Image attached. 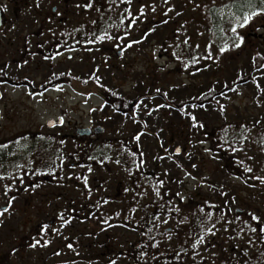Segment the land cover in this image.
Segmentation results:
<instances>
[{"label":"flooded vegetation","instance_id":"flooded-vegetation-1","mask_svg":"<svg viewBox=\"0 0 264 264\" xmlns=\"http://www.w3.org/2000/svg\"><path fill=\"white\" fill-rule=\"evenodd\" d=\"M83 3L84 0H0V145L6 146L0 147V175L5 177L0 180V210L8 206L9 199L16 197L9 211L0 216V264H7L6 253L34 255V263L27 258L20 264H51L49 256L54 257L57 252L64 255V264H91L88 260L94 257L97 261L104 244L109 249L116 248L130 255L122 264H135L137 248L147 254L145 264H200L201 259L220 258L224 254L243 256L242 250L248 245L247 233L255 242L256 264H259V239L249 231L248 224L254 225V222L247 215L259 216V199H244V206L236 208L234 215L230 212L237 200H152L149 195L151 184L157 177V171L150 172L152 155L142 151L141 147L128 150L126 145H123L126 150L115 151L119 142L143 143L142 137L146 134L157 137L147 132V124L136 115L137 111L142 112L138 104L158 97V93H144L131 102L129 108L119 111L114 109L111 101H126V96L111 91L105 94L102 90L92 93L99 95L108 105L106 115L129 116L132 122L143 126V130L123 139L111 133L113 127L108 125L102 127L93 122L87 125L84 111L83 118L79 115V119H70L62 115L58 118L63 117V123L58 118L52 119L55 123L51 126H48V120L46 133L40 135L41 130H37V136L28 138L29 144L20 149L16 157L8 155L13 141L9 138L17 136V133L9 134L8 128L16 127L19 121L17 103L8 100V88L12 89L11 92L27 88L28 93L36 91L38 95L49 91L65 93L72 79L81 84L73 90L85 100L89 94L86 87L88 31L135 26L134 16L129 15L131 8H126L130 3L95 0L90 10L76 6ZM117 5L125 7L128 16L123 11L115 13ZM97 8L99 11L95 10ZM122 39L107 40V43H115L114 47L124 44L122 49H127L130 40L124 42ZM99 43L102 46L105 41ZM101 49L103 47L96 49L98 56L105 57ZM75 54L83 61L79 76L71 72L70 67L56 71V65H64ZM46 56L51 58L45 59ZM48 62L50 64L43 71V65ZM40 76L44 78L41 83L34 79ZM160 95L161 102L156 108L162 109L169 103L164 94ZM137 136L139 140L135 139ZM109 148L112 150L106 151ZM84 177H87V187ZM162 180L160 177L158 183ZM6 184L11 187L7 195ZM248 204L255 208L251 209ZM199 207H203L205 213L213 212L211 221L198 219L204 216L198 211ZM62 212L71 218L70 224L61 225L59 214ZM238 215L240 219H236ZM216 217L223 219V226L230 225L231 232L215 227V235L204 232L206 243L193 249L191 244L202 231L200 224L211 227L216 223ZM165 220L167 223L162 222ZM43 224L49 225L47 234L41 231ZM53 228H59L60 233L52 231ZM115 233L122 236L115 238ZM36 239L41 240V245L45 241L50 243L30 247ZM233 241L241 244V248L236 244L232 247ZM69 243L73 248L67 247ZM107 260L109 264L113 258L109 256Z\"/></svg>","mask_w":264,"mask_h":264},{"label":"rangeland","instance_id":"rangeland-1","mask_svg":"<svg viewBox=\"0 0 264 264\" xmlns=\"http://www.w3.org/2000/svg\"><path fill=\"white\" fill-rule=\"evenodd\" d=\"M239 2L167 0L165 3L164 0H130L126 8H131L135 26L127 29L120 27L118 36L124 42L130 40L129 47L122 49L124 44L114 47L115 43H112L108 49H101L105 57L96 55L92 50L94 48H89L87 99L83 100L84 97L73 90L81 84L78 85L72 79L65 93L49 91L38 95L36 91L28 93L27 88L13 92L8 88V100L17 103L19 119L16 127L8 128L9 134L17 133L16 137L9 138L13 141L8 155L16 157L19 150L29 144L28 138L37 136L39 129L40 135L46 133V122L62 115L79 119V115L83 118L82 113L86 111L87 125L92 122L102 127L108 125L113 127L111 133L122 139L143 130V126L132 122L129 116L106 115L108 105L99 95L92 94L98 90L105 94L117 92L132 103L144 93H158V97L164 94L170 103L167 107L156 108L161 100L155 97L141 101L138 105L142 112L137 111L136 115L147 124V132L157 137L146 134L142 137L143 143H124L128 150L141 147L142 151L154 154L149 159L152 162L150 172L157 171L155 184L151 186L149 194L151 199H180L175 195L177 192L185 198V202L199 199L231 200L234 197L237 201L231 208L232 215L236 208L244 206V199H259V216L264 220V186L252 178L264 176V153L261 152L264 149V70L255 74L252 82L244 81L252 70L253 56L259 53V58L264 59V15L254 17L247 26L237 29L244 37V43L239 48L233 47L235 35L231 28L235 24L234 16L242 15L236 11L241 9ZM141 7L143 14L140 12ZM117 11L127 14L125 7L120 5H117L115 13ZM225 44L229 45V49L220 53L219 48ZM209 51L213 59L206 58ZM49 64L43 65V71ZM186 64L188 67H185ZM69 67L76 75L81 74L83 61L78 54L64 65H56V71ZM34 79L41 83L44 78L40 76ZM214 90L217 93L220 91L214 103L202 107L189 105L191 101H199ZM192 116H195V121ZM199 124L203 127H199ZM241 134L246 139H242ZM177 147L182 148V154L175 155ZM233 148L237 150L233 151ZM241 161L245 163L242 167ZM245 166L251 167L252 172H244ZM160 177L163 179L162 186L158 183ZM156 189H159V196L156 195ZM221 192L227 195L222 196ZM214 220L215 227L231 232L230 225L223 226V219L216 217ZM237 233V237H240V233ZM115 235V238L122 236ZM250 236L247 233L246 244ZM244 237L245 233L243 243ZM258 243L259 261H262L260 253L264 252V241L259 239ZM235 244L241 248V244L234 241L232 247ZM245 249L252 257L251 262H257L256 245H247ZM4 255L7 264H20L22 259L27 258L35 262L34 255ZM53 256H49L51 264H64L62 253L57 252ZM109 256L113 258L110 262L115 261V264H122L130 257L104 244L98 252V260L93 257L88 263L108 264ZM235 260L243 263L242 255L235 256Z\"/></svg>","mask_w":264,"mask_h":264},{"label":"snow or ice","instance_id":"snow-or-ice-1","mask_svg":"<svg viewBox=\"0 0 264 264\" xmlns=\"http://www.w3.org/2000/svg\"><path fill=\"white\" fill-rule=\"evenodd\" d=\"M123 2L130 3V0H123ZM164 2L167 3V0H164ZM94 3H95V0H84L83 4H77L76 6L78 8H83L85 10H90V9H93ZM239 7L246 8L248 10L244 11L242 13V15H240V16H234L235 24L231 28V32L235 35V41H234V43L232 45L235 48L241 47L242 44L244 43V37L239 34L237 29L247 26L253 20L254 17L259 16V15H264V0H244L243 4L240 5ZM95 10L99 11L98 8L95 9ZM140 12H141V14H143V7H141ZM129 15H131V13H129ZM92 23L95 24L96 22L92 21ZM113 39H115V38L110 36L107 32H103L101 35H98V36L95 37V41H104V40H113ZM95 41L89 40L88 43H93ZM228 49H229V45L225 44L223 47L219 48V52L223 53V52L227 51ZM57 55H59V53H57ZM257 55H259V53H257ZM44 58L45 59H50L51 57H47L46 56ZM206 58L207 59H213L212 54H211L210 51L206 54ZM177 59H179V57H177ZM195 62L196 61H194V63ZM25 63H27V61H25ZM185 67H188V65L186 64ZM261 67H264V64H262ZM241 79H242V77H241ZM257 87H259V84L257 85ZM262 90H264V89H262ZM157 91H159V89H157ZM202 106L203 105H201V107ZM221 111H223V106H221ZM191 118H192L193 121H195V119H196L195 116H192ZM58 120H59L60 123H63V117L58 118ZM257 123H258V121H257ZM194 126H196V125L194 124ZM199 127H203V125L199 124ZM241 138L242 139H246V137H244L243 134H241ZM135 139L139 140V136L135 137ZM0 147H6V146L0 145ZM236 150L237 149L233 148V151H236ZM179 151H180V149L177 148L176 152L179 153ZM205 151H209V149H205ZM131 155L135 156L136 153H132ZM141 155H143V153H141ZM249 159H251V157H249ZM102 162L103 161H101V163ZM116 163H119V161H116ZM142 163H143V161H141V164ZM240 163L243 164V161H241ZM137 167H139V165ZM192 167H195V165H192ZM88 170L91 171V168L89 167ZM243 170H244V172H252V168L249 167V166H245ZM252 178L253 179H257L262 184H264V176H256V177H252ZM3 179H5V177L0 175V180H3ZM83 179H84L85 186L87 187V177H84ZM193 179H195V178L193 177ZM237 179H239V177H237ZM21 182H22V179H21ZM160 184L162 186L163 185V181H160ZM36 187H38V185H36ZM4 190H5V195H7V193L11 190L10 185H7V184L4 185ZM24 190L27 191V189H24ZM156 195L157 196L160 195L159 189H156ZM175 195L177 197H179L181 200L185 199L179 192L175 193ZM220 195L226 196L227 193L221 192ZM15 198L16 197L13 196L11 199H9L7 201V205L8 206H6L2 210H0V216H3L5 212L9 211V207L11 206V204L15 200ZM230 199L233 202L235 200L234 197H231ZM163 207L164 206L161 205V208H163ZM210 207H216V206L215 205H210ZM176 211L179 212V208H177ZM198 211L201 212V213H204L203 218H198V219H203V220H207V221H211L212 220L213 212L209 211V212L205 213L203 207H199ZM247 215L249 217V220L251 222H254V225L253 224H248L249 231L251 233L255 234L258 237V239H260L261 241H264V220H262V218L260 216H257L254 213H247ZM236 219H240V216L238 215L236 217ZM59 220H60L62 226H65V225H68V224L71 223V218L66 216L63 212L59 214ZM162 222L163 223H167L166 220L162 221ZM104 223H107V220H105ZM181 223H183V221H181ZM227 223H231V221H227ZM245 223H248V222H245ZM200 228L202 230L201 233L198 235V237L195 240V242L191 244V247L193 249H196L199 245H203V244L206 243L204 232H207L208 234L213 235V236L215 235V231H214L215 224H212L211 227H207L206 224L201 223L200 224ZM41 231H43L45 234H47L48 231H49V225L43 224L42 227H41ZM52 231H55L58 234L60 233V229L59 228H53ZM47 243H50V241H45L44 245H41V240L36 239L35 243L30 244L29 246L35 248L38 245L47 246ZM247 244L249 246H254L255 242L253 241L252 238H249L248 241H247ZM67 247L69 249H71V248H73V245L71 243H69V244H67ZM237 247H239V246H237ZM242 253H243V256H242L243 264H251L252 257H249L248 250L247 249H243ZM260 256L264 257V252L260 253ZM233 259H235V256H233ZM110 264H115V261H111ZM237 264H240L239 260H237Z\"/></svg>","mask_w":264,"mask_h":264},{"label":"trees","instance_id":"trees-1","mask_svg":"<svg viewBox=\"0 0 264 264\" xmlns=\"http://www.w3.org/2000/svg\"><path fill=\"white\" fill-rule=\"evenodd\" d=\"M236 1H240L239 4H238V6L242 5L243 2H244V0H236ZM234 5L236 6V3H234ZM247 10L248 9L241 7V9H237L236 11H238L239 13L242 14L244 11H247ZM160 19H163V18H160ZM152 29H153V27H152ZM119 30H116V29H104L103 31L89 30L88 31V39L87 40L88 41L89 40L95 41V37L96 36L101 35L103 32H107L110 36H112V37L115 38V39L111 40V42H112V41H115V40L120 39V37H118V36H120ZM165 30H167V29H165ZM104 41H105V43L102 46L99 43V41H95L93 43H88V47L90 49L91 48H94L92 50L94 52H96L95 53L96 55H99L98 52H97V50H96L97 48L103 47L104 49H108L109 48V44L112 45V43H107V40H104ZM111 45H110V47H111ZM96 60H97V58H96ZM262 64H264V59L259 58V55H254L253 56V61H252V66H253L252 67V70L249 73V75L245 78L246 80H244V81L252 82V79L255 76V74L257 75L261 70H264V67H261ZM218 93L215 90L214 91H210L207 94H205L203 97H201V99L199 101L193 100V101L190 102L189 105H191V106L204 105V104H208L209 105L210 103H214V101H216V98H217V94ZM131 104H132L131 102L129 103V102H126V101H122L120 99L113 100V105H114L115 109L118 110V111L121 110L124 107L129 108L131 106ZM181 109H183V107H181ZM118 144H119L118 148L120 147L119 148V151L122 152L123 150H126L125 149V146L122 145V142H119ZM261 152L264 153V149L261 150ZM152 155H154V154H152ZM156 159H158V157ZM156 159H155V161H156ZM243 164H245V163H243ZM243 164H240L241 167H242ZM153 184H155V181L154 180H152V184L151 185L153 186ZM263 186H264V184H263ZM259 190H262V189H259ZM184 214H183V217L185 216ZM142 250L143 249H138L137 248L136 253H135V258H134L135 264H145V261H146L145 258H147L148 256ZM227 257H230V255H225L224 254V257L223 256L220 257V258L219 257H213V259L211 258L209 260L207 258H205V259H201L199 261V263L200 264H236L237 263L236 260L233 259V257L231 259H225ZM192 258L193 257H191V259ZM178 260H182V259L180 257H178ZM192 260H194V258ZM261 260L262 261H259V264H261L260 262H262V264H264V258L263 257H261ZM253 264H256V262H254Z\"/></svg>","mask_w":264,"mask_h":264},{"label":"water","instance_id":"water-1","mask_svg":"<svg viewBox=\"0 0 264 264\" xmlns=\"http://www.w3.org/2000/svg\"><path fill=\"white\" fill-rule=\"evenodd\" d=\"M51 125H52V122H51ZM51 125H50V126H51ZM179 149H180L179 153H177V152L175 151L176 154H180V153L182 152V149H181V148H179Z\"/></svg>","mask_w":264,"mask_h":264}]
</instances>
